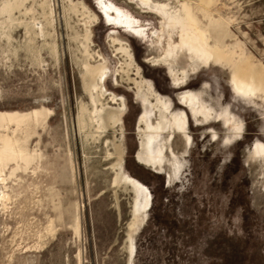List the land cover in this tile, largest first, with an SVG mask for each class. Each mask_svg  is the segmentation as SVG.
Returning <instances> with one entry per match:
<instances>
[{"label": "rangeland", "instance_id": "rangeland-1", "mask_svg": "<svg viewBox=\"0 0 264 264\" xmlns=\"http://www.w3.org/2000/svg\"><path fill=\"white\" fill-rule=\"evenodd\" d=\"M160 5H190L222 58L204 40L201 56L170 50L181 25ZM229 55L264 69V0H0V264H264V96L235 87ZM158 97L188 122L189 143L176 129L154 141L173 133L171 182L170 162L139 160ZM122 174L152 194L136 225Z\"/></svg>", "mask_w": 264, "mask_h": 264}, {"label": "bare ground", "instance_id": "bare-ground-1", "mask_svg": "<svg viewBox=\"0 0 264 264\" xmlns=\"http://www.w3.org/2000/svg\"><path fill=\"white\" fill-rule=\"evenodd\" d=\"M160 8H164L166 13L171 15V18L177 21L181 28L178 32L179 37L177 43L169 42L168 47L170 50H174L176 44H185L188 47V50L195 54L196 56H201L204 52H207L204 49L203 44L206 41L209 46L210 53L208 52V56L214 57L215 59H221L223 52L218 47L211 45L207 41V36L201 30H198L197 22L193 17V12L190 9V5H184L183 16L179 13H172L165 8L164 5H160ZM37 25V24H36ZM173 26V23H171ZM195 27V28H194ZM40 30L43 32L42 24L40 25ZM200 31V33H199ZM204 40V41H203ZM169 50L165 51L168 52ZM229 54V53H227ZM246 56V55H245ZM232 55H229L226 59L230 62H233L234 71H233V82L237 89L243 91L245 94H256L262 93L264 96V69H256L252 66V62L248 60L246 57H241L239 60H235L234 58L231 59ZM240 65H236V64ZM105 68H102L99 76L102 80L104 76ZM185 70L180 67L179 69H172V74L174 77V81L180 82L185 78ZM187 104H189L192 108V112L195 116L203 115L204 118H209L213 116V108L209 106L206 102L200 99L199 94L194 93H186L185 95H181ZM161 104L160 107V119L157 121L156 125L154 124V131H149V120H148V113L144 114L141 120L145 123V136L142 139V153L139 154V160L142 161L144 164H149L158 168V170H164V165L167 162H170L172 166V172H168L169 181L171 182L174 178H177L180 169L182 168V161L179 159L178 156L174 153V151L168 146L169 142L172 139V132L165 136L164 140L161 141L156 149H152L151 146L155 140H157L158 136L161 135L160 133L166 130L176 129L185 135L186 143H189L190 136L188 134V122L187 116L183 111L179 112H169L170 107L166 100L162 97H158L157 99ZM155 107V106H154ZM153 107V109H154ZM36 115H40V112H36ZM221 115V114H219ZM225 122L232 121V127L234 129H240L241 123L239 120L235 119L232 115L228 114L227 112L224 113ZM9 119H17L20 121L19 123L23 122L26 116H18V115H9L7 117ZM3 117H0V122H3ZM215 135V134H213ZM170 148V152L172 153V160L171 158H167V149ZM253 156H264V144L262 142H258L254 150L252 151ZM125 182H128L134 189L136 194L135 203H134V214L136 215V221L134 225L138 224V222H142L144 216L147 215L148 210L152 206V194L148 187L143 185L141 182L131 179L128 175L122 174L120 176ZM141 197V198H140ZM139 213H141V218H139ZM145 220V219H144ZM130 254L131 257L134 253V244L131 239L130 243ZM132 262V260L130 259ZM130 262V264H132Z\"/></svg>", "mask_w": 264, "mask_h": 264}, {"label": "crops", "instance_id": "crops-1", "mask_svg": "<svg viewBox=\"0 0 264 264\" xmlns=\"http://www.w3.org/2000/svg\"><path fill=\"white\" fill-rule=\"evenodd\" d=\"M156 123H157V122H156ZM155 125H156V124H155ZM166 131H167V130H166ZM163 132H164V131H163ZM163 132H161V133H163ZM168 134H169V133H168ZM168 134H167V135H168ZM172 134H173V133H172ZM136 135H137V123H136ZM159 136H160V135H159ZM159 136H158V137H159ZM164 138H165V137H164ZM172 138H173V136H172ZM137 139H138V146H137V149H139V148H140V145H139V137H138V135H137ZM157 140H158V138H157ZM157 140H155V141H157ZM163 140H164V139H163ZM163 140H161V141H163ZM161 141H160V142H161ZM160 142L156 143L155 146H154V143H153L152 146H151V148H152V149H156V148L158 147V145H159ZM171 142H172V139H171V141L169 142L168 146H170V148L172 149ZM141 145H142V144H141ZM170 148L167 147L166 149H170ZM142 149H143V148H142ZM184 149H185V148H184ZM141 162H142V161H141Z\"/></svg>", "mask_w": 264, "mask_h": 264}]
</instances>
